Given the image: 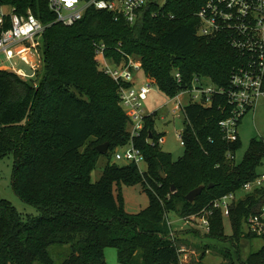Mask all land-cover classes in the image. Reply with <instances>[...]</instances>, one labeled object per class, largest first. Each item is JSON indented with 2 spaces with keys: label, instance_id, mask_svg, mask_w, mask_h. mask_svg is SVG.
Segmentation results:
<instances>
[{
  "label": "trees",
  "instance_id": "16d2710c",
  "mask_svg": "<svg viewBox=\"0 0 264 264\" xmlns=\"http://www.w3.org/2000/svg\"><path fill=\"white\" fill-rule=\"evenodd\" d=\"M207 1L166 0L157 17L152 14L158 8L150 6L135 26L93 7L66 27L55 23L48 0H0L18 15L31 11L50 25L40 38L43 63L35 82L0 70V159L13 155V191L40 212L24 216L0 199V264H106V248L117 250L120 264H180L166 217L198 213L257 177L264 138L254 140L243 162L235 163L241 143L223 139L219 122L229 115L223 97L209 108L186 107L185 154L180 160L147 142L162 136L149 116L135 142L146 171L108 161L101 178L92 181L102 157L98 147L109 143L114 151L130 140L120 85L100 69L96 45L104 44L106 57L116 64L126 61V55L139 58L145 76L168 97L190 89L195 77L227 87L241 60L225 38L197 35V13ZM229 153L234 159L227 158ZM123 185L144 186L146 209L136 215L124 211L123 198L115 193ZM202 185L201 196L188 202L186 196ZM261 195L248 196L233 210V243L255 238L245 235L243 220ZM205 237L227 240L220 213ZM223 258L222 264H264V245L244 262H235L229 252Z\"/></svg>",
  "mask_w": 264,
  "mask_h": 264
},
{
  "label": "built area",
  "instance_id": "2783aa9c",
  "mask_svg": "<svg viewBox=\"0 0 264 264\" xmlns=\"http://www.w3.org/2000/svg\"><path fill=\"white\" fill-rule=\"evenodd\" d=\"M50 10L56 15L55 23L70 27L84 18L87 10L95 8L106 11L114 16L116 21H124L135 26L140 23L150 6L158 8L152 14L157 17L166 0H48ZM199 20L197 35L215 39L223 37L235 51L241 63L233 69L227 87H220L208 79L195 77L192 87L169 97L168 105L174 116L181 118L189 104L202 107H212L215 98H226L229 115L219 122L223 139L228 143L239 140L238 127L241 119L255 109L260 100H264V0H208L197 13ZM7 23L10 27L6 28ZM50 25H44L31 11L26 15H18L16 9L0 5V55L16 69L17 58L31 50H37L33 43L42 37ZM96 56L100 69L120 85L119 98L123 111L129 118V143L116 150L115 160L125 164H135L141 174L146 171V161L141 150L136 146V139L141 136L145 119L149 117L143 109V101L151 91L155 82L147 77V85L136 88V75L143 72L140 59L126 55V61L116 64L106 57V46L96 45ZM42 65V64H41ZM33 67L37 76L40 66ZM26 77V75H24ZM176 79L181 81V75L176 73ZM207 81V82H206ZM211 86L206 87L207 83ZM125 83L131 86H125ZM184 97H188L186 102ZM153 147L165 143L164 136L157 141L147 139ZM180 143L184 147L182 134ZM228 159H234L231 153ZM145 165V170L143 166ZM262 193L260 202L253 211L244 218L245 235L264 240V172L245 183L238 191L213 200L201 211L178 218L182 227L200 232L203 237L212 232V219L220 213L223 221L230 220L233 210L241 201L250 195ZM166 225L170 230L169 237L174 239V222L166 217ZM205 235V236H204ZM180 264H188L190 255L177 250Z\"/></svg>",
  "mask_w": 264,
  "mask_h": 264
},
{
  "label": "rangeland",
  "instance_id": "374dc122",
  "mask_svg": "<svg viewBox=\"0 0 264 264\" xmlns=\"http://www.w3.org/2000/svg\"><path fill=\"white\" fill-rule=\"evenodd\" d=\"M41 40H39V38L35 39L33 43L36 45L37 50H31V53L28 55L29 58H18L19 61L17 59L14 61L17 63L16 68L22 69L25 72L27 81L29 82H35L37 80L36 75L33 74V67L39 66L40 61L43 63ZM0 66L10 67V62H7L1 55ZM40 67L38 72L42 70V65ZM150 81H152V79H150ZM144 84L147 85V77L144 72H138L135 86L139 89V87ZM209 86H211V84L208 82L206 87ZM151 87L150 93L143 101V109L146 115L153 117L152 119L155 121L154 131H156L158 135L164 136L165 143L161 145L162 150L170 154L174 161H178L185 154V148L180 143V135L186 129L185 117L183 114L180 115L181 118L174 116L170 110L171 106L168 105V101L170 100L169 97L158 90L155 84ZM184 98L187 102L188 97ZM238 134L241 145L235 156V163L237 164L243 162L254 140H262L264 138V100H260L256 108L241 119L238 127ZM120 151L125 152L126 148H120ZM115 154L116 150L109 151L107 156L99 158L98 165L92 174L93 182H97L101 178L108 161L119 166L125 165V162H118L115 160ZM13 164L14 157L12 154L0 159V199L10 201L24 216H38L40 214L38 209L23 203L13 191ZM143 170H145V165L143 166ZM263 172L264 161L263 165L258 168V173ZM115 193L121 194L123 198V209L129 215L139 214L146 209L149 204L148 194L142 185H123L120 189H116ZM169 219L174 222V228L181 226V223L178 222V218L173 213L169 215ZM175 230H177V233L179 232V229ZM224 231L227 237L226 241L203 237V235H199L198 233H191L183 243L173 238L171 241L177 250L183 252V255H190L188 264H222L224 262V252H229L235 262H244L249 254L259 251L264 245V240L261 238H243L240 243H233L231 241L233 229L230 220L227 219L224 220ZM243 231H246L245 227H243ZM204 250L206 256L201 258L200 256H202ZM117 257V250L115 248L105 249L106 264H120ZM201 260L202 263H200Z\"/></svg>",
  "mask_w": 264,
  "mask_h": 264
},
{
  "label": "crops",
  "instance_id": "0c3cea01",
  "mask_svg": "<svg viewBox=\"0 0 264 264\" xmlns=\"http://www.w3.org/2000/svg\"><path fill=\"white\" fill-rule=\"evenodd\" d=\"M30 53H31V52L26 53V54L23 55L22 57H19V59H26V58H29L28 55H29ZM1 56L4 57V55H1ZM17 60H18V58H17ZM18 61H19V60H18ZM18 61H17V62H18ZM7 62H8V61H7ZM41 64H42V62L40 61V65H41ZM0 70H5V71L13 72V73L17 74L18 76H20L21 78L27 80V78L24 76V75H26L25 72H24L22 69H18V68L13 69L11 63H10V67L0 66ZM230 224H231V223H230ZM177 229H179V232L177 233V232H176L177 230H175V232H174V239H177L178 241L180 240L182 243L184 242V240L187 239V236H188V235H190L191 233H194V230H192V229H188V228H185V227H182V226L177 227ZM180 230H181V231H180ZM205 256H206V254H204V252H203V256H202V257L204 258ZM248 256H249V255H248ZM200 263H202V260H201Z\"/></svg>",
  "mask_w": 264,
  "mask_h": 264
},
{
  "label": "water",
  "instance_id": "95a60500",
  "mask_svg": "<svg viewBox=\"0 0 264 264\" xmlns=\"http://www.w3.org/2000/svg\"><path fill=\"white\" fill-rule=\"evenodd\" d=\"M110 149V144L109 143H105L101 146L98 147V152L100 155L105 156L107 155V153L109 152ZM213 186L211 185L210 188H212ZM174 190V189H173ZM205 190V186H199L198 188L194 189L193 191H191L187 196H186V200L190 203H194L196 201V199L201 196V194L203 193V191Z\"/></svg>",
  "mask_w": 264,
  "mask_h": 264
}]
</instances>
